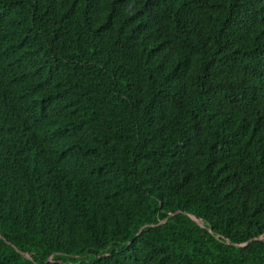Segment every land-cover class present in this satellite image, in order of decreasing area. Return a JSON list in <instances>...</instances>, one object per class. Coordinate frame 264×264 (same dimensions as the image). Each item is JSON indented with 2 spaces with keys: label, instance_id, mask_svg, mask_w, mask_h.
I'll use <instances>...</instances> for the list:
<instances>
[{
  "label": "trees",
  "instance_id": "16d2710c",
  "mask_svg": "<svg viewBox=\"0 0 264 264\" xmlns=\"http://www.w3.org/2000/svg\"><path fill=\"white\" fill-rule=\"evenodd\" d=\"M261 235L264 0H0V264H264Z\"/></svg>",
  "mask_w": 264,
  "mask_h": 264
},
{
  "label": "water",
  "instance_id": "95a60500",
  "mask_svg": "<svg viewBox=\"0 0 264 264\" xmlns=\"http://www.w3.org/2000/svg\"><path fill=\"white\" fill-rule=\"evenodd\" d=\"M191 218H192L194 221H196L197 223H199L198 220H197L195 217H191ZM259 238H261V239L264 240V236H263V235L259 236Z\"/></svg>",
  "mask_w": 264,
  "mask_h": 264
}]
</instances>
